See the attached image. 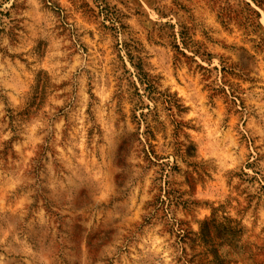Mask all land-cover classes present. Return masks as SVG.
Returning a JSON list of instances; mask_svg holds the SVG:
<instances>
[{
	"label": "rangeland",
	"instance_id": "rangeland-1",
	"mask_svg": "<svg viewBox=\"0 0 264 264\" xmlns=\"http://www.w3.org/2000/svg\"><path fill=\"white\" fill-rule=\"evenodd\" d=\"M0 264H264V0H0Z\"/></svg>",
	"mask_w": 264,
	"mask_h": 264
}]
</instances>
